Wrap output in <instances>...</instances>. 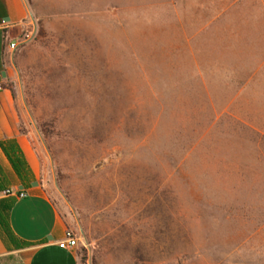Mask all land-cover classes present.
Masks as SVG:
<instances>
[{
	"label": "rangeland",
	"instance_id": "obj_1",
	"mask_svg": "<svg viewBox=\"0 0 264 264\" xmlns=\"http://www.w3.org/2000/svg\"><path fill=\"white\" fill-rule=\"evenodd\" d=\"M25 2L6 89L78 264H264V0Z\"/></svg>",
	"mask_w": 264,
	"mask_h": 264
},
{
	"label": "crops",
	"instance_id": "obj_2",
	"mask_svg": "<svg viewBox=\"0 0 264 264\" xmlns=\"http://www.w3.org/2000/svg\"><path fill=\"white\" fill-rule=\"evenodd\" d=\"M29 14L25 0H0V264H78L75 247L61 246L66 225L37 181L40 159L18 127L6 89L7 40Z\"/></svg>",
	"mask_w": 264,
	"mask_h": 264
},
{
	"label": "built area",
	"instance_id": "obj_3",
	"mask_svg": "<svg viewBox=\"0 0 264 264\" xmlns=\"http://www.w3.org/2000/svg\"><path fill=\"white\" fill-rule=\"evenodd\" d=\"M28 37V35H24V38ZM16 41H10V40H7V46H8V49L10 51L14 50V48L16 47ZM18 196L19 197H24L26 196V193L22 192V191H19L18 192ZM77 244V238L73 235L72 232L70 231H66L65 233V237H64V240L61 242V246L64 247V248H67V249H71L73 247H75Z\"/></svg>",
	"mask_w": 264,
	"mask_h": 264
}]
</instances>
